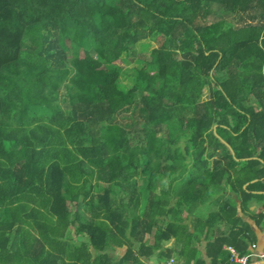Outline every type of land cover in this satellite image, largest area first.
<instances>
[{
  "label": "trees",
  "instance_id": "16d2710c",
  "mask_svg": "<svg viewBox=\"0 0 264 264\" xmlns=\"http://www.w3.org/2000/svg\"><path fill=\"white\" fill-rule=\"evenodd\" d=\"M262 178L264 0H0V264H233Z\"/></svg>",
  "mask_w": 264,
  "mask_h": 264
},
{
  "label": "crops",
  "instance_id": "0c3cea01",
  "mask_svg": "<svg viewBox=\"0 0 264 264\" xmlns=\"http://www.w3.org/2000/svg\"><path fill=\"white\" fill-rule=\"evenodd\" d=\"M222 142H224L223 144L233 155L234 153L230 145L224 140H222ZM256 180L257 179H254L251 182ZM261 181L264 186V178H262ZM248 184L249 183H245L243 187H246ZM221 185L223 187L221 189L219 188V190L214 193V198H219L220 202L224 201L225 199L219 194L229 189V186H227L225 182H221ZM246 192L247 193H245V195L240 194L239 196L234 192V194L230 196L232 203L235 204V208L237 209V215L240 216V219L238 220L239 225L243 227L245 231L244 238L247 244V251L245 253L250 251L251 243H255V247L252 252L258 254L264 253V187H252L249 188ZM207 199L208 200H206V202H209L207 203V205L211 206L213 210H217V204L215 202H210V200H212V196L208 197ZM208 213H210V211L205 209L202 214L207 215ZM210 230L211 232L209 234V237L207 239H202L199 244L201 257L205 260L206 264H210V259L205 253L206 243L215 238V236L217 235V231H223L224 234H228L230 232V230L226 228V224L219 222L212 226ZM225 246L227 245H223V247ZM146 262L149 261H142V263ZM150 262L156 264L154 260H150ZM249 264H264V258L252 256L249 259Z\"/></svg>",
  "mask_w": 264,
  "mask_h": 264
},
{
  "label": "rangeland",
  "instance_id": "374dc122",
  "mask_svg": "<svg viewBox=\"0 0 264 264\" xmlns=\"http://www.w3.org/2000/svg\"><path fill=\"white\" fill-rule=\"evenodd\" d=\"M154 42L152 39H146V40H143L141 42H139L136 46V54H137V58H135V60L133 62H129L126 60V55L123 54L122 55V58L124 60V68L123 70L121 71L120 73V82H119V86H123L125 88H130L132 85L135 84V73H136V70L141 67L144 62L142 59L145 60L144 56H146L147 54H149V51L151 50V48L154 47ZM138 54H139V57H138ZM149 58V57H148ZM58 101L61 103V106L65 109L66 108V103L62 100V97H59L58 98ZM130 120V111H125V112H118L116 114V117H115V120L114 122L116 123H120L122 125H125L127 126L128 124V121ZM128 129V128H127ZM254 158V157H253ZM234 171L235 169L233 170V175H234ZM239 175L241 176L243 171L242 169H237ZM228 186V185H227ZM97 192V191H96ZM234 194V191L232 189H227L226 191H223L221 194H219L221 197H223L225 200H230V196H232ZM238 196L240 195L238 192H237ZM143 205V203H142ZM141 205V206H142ZM199 206L201 207V209H192V212L193 214L196 216V214H202L205 209L209 210V211H212L213 208L209 205H203V204H199ZM186 210V209H184ZM192 212H182L184 215L188 216V220L190 221L191 218L193 217V214ZM168 245H172L173 241L170 240V241H167L166 242ZM166 244V245H167ZM111 254H115V255H118V254H122L123 251H124V248L121 247V248H116L115 251L113 250H109ZM149 263H152L149 261ZM155 264V263H154Z\"/></svg>",
  "mask_w": 264,
  "mask_h": 264
},
{
  "label": "built area",
  "instance_id": "2783aa9c",
  "mask_svg": "<svg viewBox=\"0 0 264 264\" xmlns=\"http://www.w3.org/2000/svg\"><path fill=\"white\" fill-rule=\"evenodd\" d=\"M254 247H255V243H251L250 251H248L247 253H239L231 245H227L224 248L228 251V260L230 262L235 263V264H249V259L252 256H257V257H260V258H264V253L258 254V253L252 252ZM174 261H175L174 258L170 257L166 261H163L161 264H173ZM145 264H154V263L146 262Z\"/></svg>",
  "mask_w": 264,
  "mask_h": 264
},
{
  "label": "clouds",
  "instance_id": "9594fccd",
  "mask_svg": "<svg viewBox=\"0 0 264 264\" xmlns=\"http://www.w3.org/2000/svg\"><path fill=\"white\" fill-rule=\"evenodd\" d=\"M143 264H145V263H143Z\"/></svg>",
  "mask_w": 264,
  "mask_h": 264
}]
</instances>
